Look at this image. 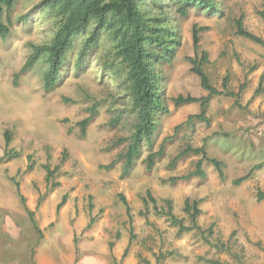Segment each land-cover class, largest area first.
I'll return each mask as SVG.
<instances>
[{
	"label": "rangeland",
	"instance_id": "1",
	"mask_svg": "<svg viewBox=\"0 0 264 264\" xmlns=\"http://www.w3.org/2000/svg\"><path fill=\"white\" fill-rule=\"evenodd\" d=\"M39 1L16 0L9 13L11 31L0 39V264H35L36 250L56 264H71L73 252L72 264H264V198L257 197L259 190L264 193V47L237 35L235 23L242 17L245 28L264 39L259 13L264 0H215L220 12L213 15L196 7L184 16L170 9L180 44L171 60L156 66L169 112L158 115L151 148L157 151L163 143V154L148 169L144 158L150 150L144 146L128 172L123 159L111 168L102 166L127 149L135 117L129 97L98 60L91 58L84 69L71 65L51 90L43 88L41 55L20 70L34 46L49 43L54 33ZM21 16H31L29 24ZM194 24L209 26L199 34L197 54L208 53L203 68L223 93L211 97L208 123L194 120L175 129L200 111V103L175 106L172 98L208 93L187 60L196 54ZM93 106L82 135L79 122ZM187 145L203 146L207 156L222 161L224 178L203 160V176L170 182L196 167L200 156L192 153L169 164ZM13 153L18 154L5 159ZM44 164L53 170L49 182ZM253 167L241 184L232 183ZM54 182L58 185L52 187ZM147 191L158 210L166 209L170 199L172 213L186 225L184 200L199 199L200 229L177 233L150 199L143 201ZM19 193L40 224L41 214L56 216L39 236ZM64 194L66 201L56 212ZM6 221L28 231L26 237L5 231L1 225Z\"/></svg>",
	"mask_w": 264,
	"mask_h": 264
},
{
	"label": "trees",
	"instance_id": "2",
	"mask_svg": "<svg viewBox=\"0 0 264 264\" xmlns=\"http://www.w3.org/2000/svg\"><path fill=\"white\" fill-rule=\"evenodd\" d=\"M16 0H0V39L6 38L11 31L9 20L10 10ZM41 10L51 16L53 22V36L49 43L36 45L33 52L26 59L20 70L30 67L41 56L45 60L46 67L42 73V83L44 90L53 89L64 77V70L74 65L76 69L87 68L91 58L98 60L104 74L116 80V86L129 97L130 113L134 115L133 133L131 142L127 149L117 154L107 164L105 168H111L116 160L123 159L124 172H128L134 164L135 159L141 154L142 148L147 146L150 150L144 161L146 167L151 169L157 158L163 154V143L157 151H152L154 144L155 130L157 129V117L159 114L168 113L166 99L160 90L159 74L156 66L161 62L171 60L175 56V51L180 44L178 34L173 25V9L180 15H186L188 9L196 7L202 9L207 14L219 13L220 10L215 0H40ZM264 19V10H260ZM31 16H21L20 21L29 24ZM236 34L253 40L264 47V39L245 28L243 19L240 17L235 21ZM209 26L192 27L193 47L196 52L194 56H188L187 60L191 64V70L199 78L201 87L208 93L206 95L195 96L190 93L178 94L172 98L175 106L199 102L200 111L190 114L186 120L177 124L175 129L182 125L200 122H209L206 114L211 97L222 94L223 91L215 88L203 68L208 62V53L202 51L197 54L199 34ZM41 55V56H40ZM72 63V64H70ZM231 94V93H230ZM95 106L92 107V114L79 122L81 134L84 135L85 127L90 121ZM9 134L6 133V144L9 142ZM119 139L118 141H122ZM199 155L195 162V169L186 174L172 176L170 182L176 179H189L192 176H203L201 162L207 161L212 164L221 179L224 178V164L222 161L207 156L203 146L187 145L176 153L170 161L174 165L175 161L186 154ZM18 153L5 155V159H11ZM258 166V165H257ZM46 170V181L49 182L53 173L47 164L43 165ZM55 166L54 170H56ZM253 167L246 175L233 180L234 185L241 184L246 180ZM52 187L58 182L52 183ZM51 187V188H52ZM52 190V189H49ZM21 203L31 220L33 228L38 236L41 229L35 218L34 210L25 203L24 196L19 193ZM258 199L264 198L262 191L257 192ZM146 198L153 202V206L158 214H163L169 218L172 225L177 226V233L190 229H200L196 223V218L200 213L199 199L186 198L183 204V211L189 217L190 224L186 225L182 219L172 213L171 200L166 199V209L158 210L156 200L146 192ZM126 211L129 213L127 201L122 197ZM66 201L64 194L56 206L58 210ZM127 250V249H126Z\"/></svg>",
	"mask_w": 264,
	"mask_h": 264
},
{
	"label": "crops",
	"instance_id": "3",
	"mask_svg": "<svg viewBox=\"0 0 264 264\" xmlns=\"http://www.w3.org/2000/svg\"><path fill=\"white\" fill-rule=\"evenodd\" d=\"M21 201V200H20ZM22 204V203H21ZM29 207V206H28ZM30 208V207H29ZM30 209H32V210H34V213H35V218L37 219V222H38V226H39V228L41 229V232H42V230H43V227H44V225H46V224H48V223H50L51 221H53V219H55V214L54 215H50L49 214V216L46 214V215H43V214H41V217H42V222H41V224H40V221H39V216L37 215V213H36V211H35V209H34V207H31ZM65 207L59 212L60 213V216H61V214L62 213H64V212H66L65 211ZM25 210V209H24ZM59 210V209H58ZM26 212V211H25ZM56 212H57V210H56ZM17 213H19L20 214V212L18 211ZM39 213H41V211H38V214ZM50 217V218H49ZM58 217H59V215H58ZM8 220H10L11 218L8 216V218H7ZM68 223V222H67ZM81 223V222H80ZM32 224V223H31ZM1 227L5 230V231H7V232H12V234L13 233H15V235H17V237L18 238H21L22 236H23V238H25L26 237V235H27V233H28V231L26 232V231H24V229L23 228H21L20 227V225L19 224H14L13 223V225H9V223H7V221L5 222V223H3L2 225H1ZM73 227H74V225H73ZM3 229H2V231H3ZM33 229V228H32ZM28 230H29V228H28ZM75 231V227L73 228V229H71V233L69 234V239H71V238H73L74 237V232ZM23 232V233H22ZM30 233H31V230H30ZM39 238L37 237L36 238V241L38 240ZM35 241V242H36ZM69 241V243H70V245L73 247V245H72V242H71V240H68ZM75 252H73V255L72 256H70L69 257V262H71V264L72 263H76V257H75V254H74ZM62 255L64 254V251H63V253H61ZM54 260V259H53ZM53 260H52V258L48 255V254H46V253H43V252H38V250H36V252L34 253V263L35 264H56V263H54L53 262ZM64 264V263H63Z\"/></svg>",
	"mask_w": 264,
	"mask_h": 264
}]
</instances>
